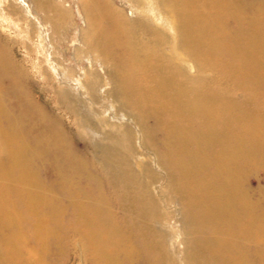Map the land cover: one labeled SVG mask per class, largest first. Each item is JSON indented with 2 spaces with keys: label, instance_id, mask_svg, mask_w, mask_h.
<instances>
[{
  "label": "bare ground",
  "instance_id": "bare-ground-1",
  "mask_svg": "<svg viewBox=\"0 0 264 264\" xmlns=\"http://www.w3.org/2000/svg\"><path fill=\"white\" fill-rule=\"evenodd\" d=\"M33 1L63 33L71 12ZM80 7V43L102 69L77 49L58 75L94 167L33 107L0 47V264H58L69 249L81 264H264V183L245 182L264 172V0Z\"/></svg>",
  "mask_w": 264,
  "mask_h": 264
},
{
  "label": "rangeland",
  "instance_id": "rangeland-1",
  "mask_svg": "<svg viewBox=\"0 0 264 264\" xmlns=\"http://www.w3.org/2000/svg\"><path fill=\"white\" fill-rule=\"evenodd\" d=\"M28 1L33 6L35 14L32 7L26 9L23 6V0H0V47L4 48L10 73L16 76L18 84L25 93L27 91L30 94L33 107L39 113H45L50 117L53 130L55 122L62 125L66 133L65 137L75 154L94 167L97 164L91 155L94 151L91 140L77 129L73 118H70L63 108L65 104L62 103L61 98L64 92L61 90L63 87L59 84L58 75L59 69H66L64 59L76 56L77 49L85 50L80 43V28L87 27L88 14H85L81 7L76 10L81 0H78L77 4L72 0H54L72 15L64 30L66 34L64 32L56 34L52 32L49 19L52 13L36 7L33 0ZM77 26L79 28L76 31ZM87 51H84V59L81 62L86 63L87 66L94 64L95 69H102L100 57ZM75 68L82 74V66ZM28 105L25 106L27 109H29ZM255 169L250 168L245 173L246 185L252 191L257 190L264 183V172H255ZM41 177L51 185L54 182V173L49 169L41 172ZM172 225L180 226L178 223ZM177 231L179 238L175 239L174 247L182 253L181 239L184 238V232L179 228ZM88 257H85L84 264H91L92 260ZM58 264H81L80 254L72 253L69 249L68 252L65 251Z\"/></svg>",
  "mask_w": 264,
  "mask_h": 264
}]
</instances>
